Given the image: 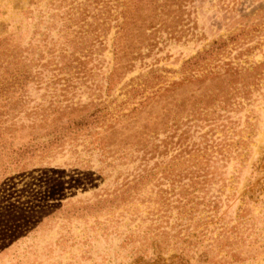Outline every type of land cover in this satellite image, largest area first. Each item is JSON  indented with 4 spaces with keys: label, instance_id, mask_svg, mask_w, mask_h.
<instances>
[{
    "label": "rangeland",
    "instance_id": "rangeland-1",
    "mask_svg": "<svg viewBox=\"0 0 264 264\" xmlns=\"http://www.w3.org/2000/svg\"><path fill=\"white\" fill-rule=\"evenodd\" d=\"M0 264H264V0H0Z\"/></svg>",
    "mask_w": 264,
    "mask_h": 264
}]
</instances>
